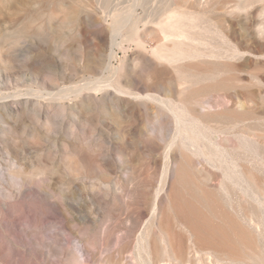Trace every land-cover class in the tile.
<instances>
[{
    "label": "rangeland",
    "instance_id": "rangeland-1",
    "mask_svg": "<svg viewBox=\"0 0 264 264\" xmlns=\"http://www.w3.org/2000/svg\"><path fill=\"white\" fill-rule=\"evenodd\" d=\"M0 264H264V0H0Z\"/></svg>",
    "mask_w": 264,
    "mask_h": 264
},
{
    "label": "bare ground",
    "instance_id": "bare-ground-1",
    "mask_svg": "<svg viewBox=\"0 0 264 264\" xmlns=\"http://www.w3.org/2000/svg\"><path fill=\"white\" fill-rule=\"evenodd\" d=\"M179 26V23H177L176 21H174V19H169L165 22L162 23L161 27H162V32L166 35V38L167 37H170V38H173L174 36L177 35V30L176 28ZM113 43L116 42V39L114 38L112 40ZM176 52L174 53H165V54H162L160 53V56L162 58H165V59H173L175 56H176Z\"/></svg>",
    "mask_w": 264,
    "mask_h": 264
}]
</instances>
